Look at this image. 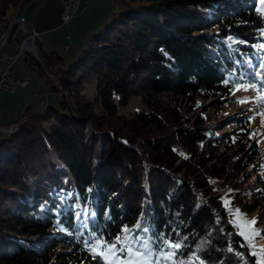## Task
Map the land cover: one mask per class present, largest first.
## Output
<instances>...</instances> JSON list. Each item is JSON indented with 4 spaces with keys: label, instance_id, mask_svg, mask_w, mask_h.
<instances>
[{
    "label": "trees",
    "instance_id": "trees-1",
    "mask_svg": "<svg viewBox=\"0 0 264 264\" xmlns=\"http://www.w3.org/2000/svg\"><path fill=\"white\" fill-rule=\"evenodd\" d=\"M22 1L0 0V25ZM82 11L67 64L35 41L58 101L0 131V264H258L223 194L264 237V149L246 114L224 132L193 106L237 105L239 86L264 81V0ZM135 98L142 109L122 113Z\"/></svg>",
    "mask_w": 264,
    "mask_h": 264
},
{
    "label": "rangeland",
    "instance_id": "rangeland-1",
    "mask_svg": "<svg viewBox=\"0 0 264 264\" xmlns=\"http://www.w3.org/2000/svg\"><path fill=\"white\" fill-rule=\"evenodd\" d=\"M106 4L107 0H79L78 9L68 23L61 21L62 5L59 0H23L18 6H20V15L26 19L25 25L28 31L32 28L39 34L37 42L42 44L45 51L56 50L67 64L74 57L77 51L76 47H81L84 35H86L85 32L84 35L79 36L75 33L77 25L83 21L82 8L95 9L105 7ZM15 8L8 10V16L13 15ZM69 38L71 43H69ZM9 49L12 54H18V49L12 44ZM40 58L43 60L42 55ZM34 60L35 57L32 53L23 51L20 52L19 58L13 64L14 76L18 79L24 78L27 82L24 86H15L13 92L4 91L1 93V128H5L9 121L16 119L27 105L42 110L44 101L55 103L59 99L51 92L48 76L40 75L39 67ZM235 96L238 98L237 105L219 109L209 107L205 99L198 97L193 109L203 111L210 118V122H219L223 119L221 126H223L224 132L231 127V125H227L229 121H225L230 113L246 114L251 120L250 136L264 149V81L260 80L239 86ZM138 109H142V105L135 98L131 100L129 106L121 108V112L130 115ZM62 182L64 187L67 186V180H62ZM58 195L69 204L76 203L74 198L78 197L76 191L68 187L59 190ZM230 196V193L224 190V207L229 212L235 231L245 239L250 252L256 256V262L264 264V237H260V226L251 223V221H255L253 213H241L232 209L229 203ZM63 233L66 234V231ZM106 264H117V262L111 256L107 258Z\"/></svg>",
    "mask_w": 264,
    "mask_h": 264
},
{
    "label": "built area",
    "instance_id": "built-area-1",
    "mask_svg": "<svg viewBox=\"0 0 264 264\" xmlns=\"http://www.w3.org/2000/svg\"><path fill=\"white\" fill-rule=\"evenodd\" d=\"M59 1L62 5L61 21L68 23L78 9L79 0ZM25 22L26 19L19 14L15 18L14 27L6 26L0 34V95L4 91L8 92L9 83H17L18 86L20 82H27L24 78L15 77L12 70L20 52L32 53L35 41L39 38V34L34 30L28 31ZM11 44L18 49V54H12L9 49Z\"/></svg>",
    "mask_w": 264,
    "mask_h": 264
},
{
    "label": "bare ground",
    "instance_id": "bare-ground-1",
    "mask_svg": "<svg viewBox=\"0 0 264 264\" xmlns=\"http://www.w3.org/2000/svg\"><path fill=\"white\" fill-rule=\"evenodd\" d=\"M78 5H79V1H78ZM19 6L16 7V12H15V15L12 17V18H9L8 21L6 23H2L0 25V34L3 30V28H5L6 26L7 27H14V23H15V18L19 15ZM71 20V19H70ZM36 32V31H35ZM26 84V82H20L19 85L20 86H24ZM15 86H17V83H9L8 84V91L9 92H13L14 91V88ZM11 129V127H10ZM4 129L0 127V131H3Z\"/></svg>",
    "mask_w": 264,
    "mask_h": 264
},
{
    "label": "water",
    "instance_id": "water-1",
    "mask_svg": "<svg viewBox=\"0 0 264 264\" xmlns=\"http://www.w3.org/2000/svg\"><path fill=\"white\" fill-rule=\"evenodd\" d=\"M32 55L35 57V59H39L38 54H37V49L35 46H33Z\"/></svg>",
    "mask_w": 264,
    "mask_h": 264
},
{
    "label": "snow or ice",
    "instance_id": "snow-or-ice-1",
    "mask_svg": "<svg viewBox=\"0 0 264 264\" xmlns=\"http://www.w3.org/2000/svg\"><path fill=\"white\" fill-rule=\"evenodd\" d=\"M239 210H237V212H238ZM251 223L252 224H255V221L253 220V221H251ZM241 234H243V233H241ZM258 234V233H257ZM114 247V246H113ZM173 247H176V248H178L179 247V245L177 244V245H174Z\"/></svg>",
    "mask_w": 264,
    "mask_h": 264
},
{
    "label": "crops",
    "instance_id": "crops-1",
    "mask_svg": "<svg viewBox=\"0 0 264 264\" xmlns=\"http://www.w3.org/2000/svg\"><path fill=\"white\" fill-rule=\"evenodd\" d=\"M15 12L16 10H14V12L12 13L13 15L10 18H12L15 15ZM19 13H20V6H19ZM31 30H34V29L31 28Z\"/></svg>",
    "mask_w": 264,
    "mask_h": 264
}]
</instances>
